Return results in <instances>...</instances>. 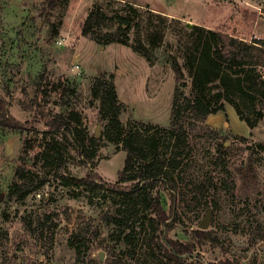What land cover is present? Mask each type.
<instances>
[{"label":"rangeland","instance_id":"obj_1","mask_svg":"<svg viewBox=\"0 0 264 264\" xmlns=\"http://www.w3.org/2000/svg\"><path fill=\"white\" fill-rule=\"evenodd\" d=\"M97 2L110 16L130 11L129 44H103L83 34ZM208 29L264 38V0H56L54 7L50 0H0V95L24 124L0 125V264H174L150 240L152 210L142 192H132L134 183L118 178L126 158L118 139L127 135L145 145L158 140L147 153L166 166L174 157L176 190L156 188L175 214L171 238L189 240L184 229H203L200 223L210 211L204 230L219 242L204 239L199 259L264 264V150L257 146L264 144V118L251 128L225 101L226 111L206 122L228 138L207 135L195 122L183 155H176L183 146L174 147L168 128L176 85L170 56L185 72V94L194 95L187 62H198L192 39H205ZM112 73L123 102L114 125L91 90L97 76ZM206 89L211 99L219 90L214 83ZM241 105L249 109L248 101ZM66 110H76L81 132L98 141L94 171L110 188L74 183L91 162L81 161L71 133L49 132L46 125ZM248 114L253 117L251 110ZM219 142H225L223 154ZM250 164L257 175L244 176ZM20 174L46 181L22 199L8 200V188Z\"/></svg>","mask_w":264,"mask_h":264},{"label":"trees","instance_id":"obj_2","mask_svg":"<svg viewBox=\"0 0 264 264\" xmlns=\"http://www.w3.org/2000/svg\"><path fill=\"white\" fill-rule=\"evenodd\" d=\"M50 5L54 7L56 0H50ZM127 9H134V4L125 2ZM180 20L179 18H176ZM112 24L117 27L114 30H105ZM132 27V15L117 12L110 16L102 3H95L90 9L85 21L82 24L84 35L100 43L112 42L129 44L130 30ZM197 29L201 26L197 25ZM156 38H152L153 41ZM195 52H199L198 62H187L192 67V81L195 89L194 95H186L184 92L185 72L181 63L174 56H170L171 65L176 74V85L171 107V119L169 129L172 131L174 147L183 146V150L176 153L183 155L189 146L190 136L193 133L195 122H201L202 131L207 135L228 138L221 129L213 128L207 124L209 115L219 111H226L225 101L231 103L241 120L245 121L251 128L256 127L260 120L264 118V38L253 37L248 40L236 34H230L224 30H207L205 39L194 37ZM135 49L145 56L151 55L144 48L135 46ZM150 57H148L150 59ZM214 83L219 88L214 99L207 93V84ZM64 90L73 91L64 87ZM92 95L100 99L106 111L104 116L109 118L112 125L117 122L123 102L121 101L116 88L115 74L109 78L104 74L95 78L92 84ZM241 101L249 102V109L241 105ZM248 110H251L253 117H250ZM80 116L76 110L61 111L53 115L47 122L49 132L66 130L74 137L76 149L81 156V161L91 162L89 172L84 177H74V183L92 189L110 188V185L101 180L94 171V157L98 147L95 137L87 138L79 129ZM0 125L9 128H22L24 124L18 120L10 111L9 101L0 95ZM150 128V127H148ZM228 130L231 128L226 127ZM247 139L246 137H242ZM123 142V149L126 151L124 167L120 170L118 178L123 182H133L132 192H142L145 203L151 207L152 215L149 218L148 227L151 232L150 240L159 248H164L166 256L174 264H240L234 260L221 259L219 262H205L198 258L196 254L202 247L204 239L219 242V238L213 235L212 231L204 229H193L185 233L189 235V240L174 239L169 236L174 229V211L169 213L163 205L162 195L159 186L176 190V182L171 166H175L173 158L170 159V166L159 162V158L154 154L149 157L148 149L155 151L158 140L154 139L146 145L135 140L133 136L120 137L118 142ZM264 150V144L258 143ZM225 142H219L218 152L222 153ZM257 167L250 164L244 176L257 175ZM19 174V172H18ZM21 179H15L8 188V200L22 199L26 197L34 187L45 183L46 178L39 180L26 178L20 174ZM115 222L117 218L109 216ZM176 219V216H175ZM52 241V237H50ZM71 245L77 249L73 238ZM189 258L191 261H188Z\"/></svg>","mask_w":264,"mask_h":264},{"label":"water","instance_id":"obj_3","mask_svg":"<svg viewBox=\"0 0 264 264\" xmlns=\"http://www.w3.org/2000/svg\"><path fill=\"white\" fill-rule=\"evenodd\" d=\"M98 129H99V127L97 128V132H96V134H95L96 137L99 136ZM210 217H211V212L209 211L208 214L205 216V218H204V219L201 221V223H200V226H201L203 229H206V228L208 227Z\"/></svg>","mask_w":264,"mask_h":264},{"label":"built area","instance_id":"obj_4","mask_svg":"<svg viewBox=\"0 0 264 264\" xmlns=\"http://www.w3.org/2000/svg\"><path fill=\"white\" fill-rule=\"evenodd\" d=\"M61 42V41H60Z\"/></svg>","mask_w":264,"mask_h":264}]
</instances>
